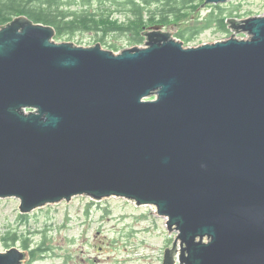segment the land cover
<instances>
[{
  "label": "water",
  "instance_id": "water-1",
  "mask_svg": "<svg viewBox=\"0 0 264 264\" xmlns=\"http://www.w3.org/2000/svg\"><path fill=\"white\" fill-rule=\"evenodd\" d=\"M227 20L249 38L186 47L156 25L119 53L2 26L0 198L120 197L178 232L162 264H264V14Z\"/></svg>",
  "mask_w": 264,
  "mask_h": 264
},
{
  "label": "rangeland",
  "instance_id": "rangeland-1",
  "mask_svg": "<svg viewBox=\"0 0 264 264\" xmlns=\"http://www.w3.org/2000/svg\"><path fill=\"white\" fill-rule=\"evenodd\" d=\"M81 1L74 0L75 7L71 9L80 8ZM213 5L205 4L203 0L190 18L177 25L162 26L161 30L169 31L175 37L177 30L197 26L209 12L215 11L216 15L226 19L225 30L212 24L197 34L187 35L188 41L187 37L175 38L183 42L186 40V47L222 41L231 36L247 39L248 34L236 32L227 19L241 21L264 14V0H232L216 4L221 9ZM99 6L95 0H91L89 8ZM100 7L108 8V5ZM152 28L146 27L144 33ZM101 36V33L79 31L55 40L71 41L79 46L100 43L107 50H112L108 44L115 42L119 47L116 53L144 47L146 40L144 35L141 43L129 40L126 35L109 34L103 40ZM19 202L14 197L0 198V252L15 246L29 256L22 247L21 239L28 238L33 246L42 242L48 251L31 264H162L164 250L171 247L178 234L175 229L168 230V218L159 215L154 206H137L133 201L120 197L95 200L79 195L68 202L47 204L27 214L20 213ZM8 232H17L19 240L7 241ZM176 243L179 246V242ZM28 259L22 264H28Z\"/></svg>",
  "mask_w": 264,
  "mask_h": 264
},
{
  "label": "trees",
  "instance_id": "trees-1",
  "mask_svg": "<svg viewBox=\"0 0 264 264\" xmlns=\"http://www.w3.org/2000/svg\"><path fill=\"white\" fill-rule=\"evenodd\" d=\"M100 6L90 9L91 0H82L80 8L71 9L74 0H0V28L13 18L24 15L36 23L52 26L55 39H60L75 32L101 33L105 35H126L129 40L141 43L143 33L149 26L177 25L190 18L193 12L203 3V0H95ZM84 6V7H83ZM221 9L219 5H213ZM221 14V13H220ZM223 16L209 12L197 26H186L177 30L175 37L183 38L194 35L215 24L219 29H226ZM189 40V37L186 38ZM184 40L183 43L187 41ZM113 51L119 47L115 42L108 44ZM6 240L18 241L17 232H8ZM22 247L28 251V264L47 253L42 242L35 246L28 238L21 239Z\"/></svg>",
  "mask_w": 264,
  "mask_h": 264
}]
</instances>
